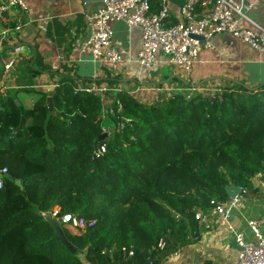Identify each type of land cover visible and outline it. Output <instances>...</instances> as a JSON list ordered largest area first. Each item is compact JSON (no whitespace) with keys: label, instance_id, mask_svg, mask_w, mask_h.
Segmentation results:
<instances>
[{"label":"trees","instance_id":"16d2710c","mask_svg":"<svg viewBox=\"0 0 264 264\" xmlns=\"http://www.w3.org/2000/svg\"><path fill=\"white\" fill-rule=\"evenodd\" d=\"M66 79L30 109L0 93V264H163L192 241L197 211L264 174V84L211 96L174 78L183 86L153 101L120 90L106 108ZM55 207L96 221L62 227L75 254L42 215Z\"/></svg>","mask_w":264,"mask_h":264},{"label":"crops","instance_id":"0c3cea01","mask_svg":"<svg viewBox=\"0 0 264 264\" xmlns=\"http://www.w3.org/2000/svg\"><path fill=\"white\" fill-rule=\"evenodd\" d=\"M184 2L171 0L174 15ZM100 5L101 0H27V10L9 11L7 16L12 25L17 21L24 23L23 31L15 35L23 50L16 66L6 70L5 63L13 56V46L7 40L0 45V93L13 96L30 109L41 92L51 95L66 77H73L74 88L106 87L102 99L108 107L120 90H128L141 100L148 96L157 98L164 91L182 87L174 78L193 85L206 82L219 88L232 86L235 81L250 87L264 84V53L229 34L216 35L212 46L201 50L192 72L185 73L163 55L158 56L152 68H143L138 62L142 43L140 29L128 27L123 21H112L114 43L122 51L123 60L110 64L95 59L80 47L90 36L95 25L94 14ZM251 15L264 25V7L257 6ZM5 26L0 21V32ZM166 68L168 75L163 73ZM152 82L158 83L145 84ZM252 182L253 189L241 193L240 203L232 210L229 224L234 230L210 209L212 227L199 221L197 232L190 237L192 241L171 252L163 264H223L235 260L239 250L235 232L255 241L248 221L264 217V174L252 178Z\"/></svg>","mask_w":264,"mask_h":264},{"label":"built area","instance_id":"2783aa9c","mask_svg":"<svg viewBox=\"0 0 264 264\" xmlns=\"http://www.w3.org/2000/svg\"><path fill=\"white\" fill-rule=\"evenodd\" d=\"M154 3H157V9H154ZM257 6L264 7V0H185L178 14L174 15L171 0H101L94 14L95 25L80 48L95 59L110 64L122 62V51L114 43L112 21H123L128 27H138L141 31L138 62L143 68H152L158 56L163 55L172 66L191 73L199 61L201 50L210 48L212 39L218 34H229L253 50L264 53V25L251 15ZM27 8V0H0V21L6 25L0 32V45L7 40L13 46V56L5 63L6 70L16 66L20 58L23 47L16 41L15 35L24 29L22 21L12 25L7 14L13 9ZM106 89L104 86L88 85L74 90L76 94L85 91L102 97ZM105 152L106 146L102 145L97 150V156ZM7 175V168L0 169V188ZM262 189L264 192V184ZM241 193L224 202H212L214 205L211 209L231 230L234 229L229 220L232 210L242 199ZM208 211H197L195 218L211 228ZM48 214L59 220L62 226L76 228L77 231H84L96 222L72 213L60 215L59 208L53 213H42L44 217ZM248 226L256 240L246 239L242 233L235 232L239 248L237 258L223 264H264V217L249 220ZM159 246L164 248L165 243L161 241ZM130 255H133V251Z\"/></svg>","mask_w":264,"mask_h":264},{"label":"water","instance_id":"95a60500","mask_svg":"<svg viewBox=\"0 0 264 264\" xmlns=\"http://www.w3.org/2000/svg\"><path fill=\"white\" fill-rule=\"evenodd\" d=\"M199 39H203L202 37L198 36H193ZM158 82H152V83H145L147 85H156ZM202 84V83H201ZM48 105H49V110L53 111L54 110V105H53V100L52 97L48 98ZM1 108V107H0ZM23 123H24V118L21 119V123L18 127V129L23 128ZM107 136V133L105 132L100 139L103 140ZM227 193L230 197H236L241 193V188L237 185H229L226 187ZM45 220L51 225V227L55 230V237L60 239L62 243L69 249V251L73 254L77 252V248L70 243L63 231V226L61 225L60 221L52 217L51 215H46Z\"/></svg>","mask_w":264,"mask_h":264},{"label":"rangeland","instance_id":"374dc122","mask_svg":"<svg viewBox=\"0 0 264 264\" xmlns=\"http://www.w3.org/2000/svg\"><path fill=\"white\" fill-rule=\"evenodd\" d=\"M164 74L168 75V69H164L163 71ZM203 87H201L200 89H197V90H194V92L198 91V92H201V93H205V94H210L211 96L214 95V93H217L219 92V90L216 92L217 89H225L224 87H221L219 88L220 86H212V84H207L206 82L203 83ZM208 85V86H207ZM211 85V86H210ZM179 88V87H178ZM227 88V87H226ZM175 89H170L169 92L173 91ZM34 94V93H33ZM154 99H156V97H151V96H148L147 98H142L141 100L143 101H153ZM107 108V107H106ZM105 115V114H104ZM57 209V207H55L53 210H52V213ZM64 227H66L64 225ZM78 230V229H77ZM76 228L74 230H71L72 233L76 234V233H79L80 231H77Z\"/></svg>","mask_w":264,"mask_h":264}]
</instances>
